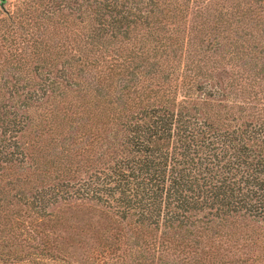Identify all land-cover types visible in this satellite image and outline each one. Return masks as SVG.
Returning <instances> with one entry per match:
<instances>
[{
    "label": "trees",
    "instance_id": "16d2710c",
    "mask_svg": "<svg viewBox=\"0 0 264 264\" xmlns=\"http://www.w3.org/2000/svg\"><path fill=\"white\" fill-rule=\"evenodd\" d=\"M263 225L264 0H4L0 264H264Z\"/></svg>",
    "mask_w": 264,
    "mask_h": 264
},
{
    "label": "rangeland",
    "instance_id": "374dc122",
    "mask_svg": "<svg viewBox=\"0 0 264 264\" xmlns=\"http://www.w3.org/2000/svg\"><path fill=\"white\" fill-rule=\"evenodd\" d=\"M228 3V2H227ZM264 226V225H263ZM261 231H264V227L262 229H260ZM77 262V261H76ZM18 264H21V263H18ZM42 264H57L56 262H51L50 260H45V261H42ZM83 264H89L87 261L86 262H83Z\"/></svg>",
    "mask_w": 264,
    "mask_h": 264
},
{
    "label": "water",
    "instance_id": "95a60500",
    "mask_svg": "<svg viewBox=\"0 0 264 264\" xmlns=\"http://www.w3.org/2000/svg\"><path fill=\"white\" fill-rule=\"evenodd\" d=\"M3 2H4V0H0V5H2V4H3Z\"/></svg>",
    "mask_w": 264,
    "mask_h": 264
}]
</instances>
